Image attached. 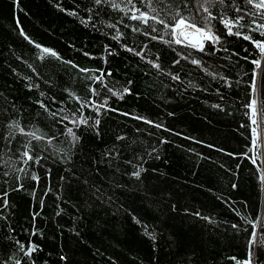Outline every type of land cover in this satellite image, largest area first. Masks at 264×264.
Segmentation results:
<instances>
[{"label":"snow or ice","instance_id":"1","mask_svg":"<svg viewBox=\"0 0 264 264\" xmlns=\"http://www.w3.org/2000/svg\"><path fill=\"white\" fill-rule=\"evenodd\" d=\"M49 3L111 43L103 45L99 56L81 50L90 61H99L96 66L81 65L65 58L54 47L34 40L16 18L14 31L34 50L29 59L23 54L15 56L30 74L10 67L29 93L25 103L17 104L0 92L4 98L0 107V264H48V258L40 256L43 249L39 243L31 238L21 240L17 235V206L11 199L12 193L26 190L34 197L36 186L42 181L46 183L39 204L43 206L44 196L51 194L57 217H61L65 204L77 214L86 211L104 219L105 223L127 216L149 242L148 264H161L155 253L165 245L171 248L178 243L168 223L173 216L182 212L183 218H196L217 231L221 227L214 216L193 211L178 199L173 202L180 194L149 186L146 161L161 159L159 146L169 142L166 136L150 129L169 133L174 130L163 120L119 106L128 96L139 98L140 95L135 91L134 79L127 75L120 79L119 70L110 63L111 58L122 54H127L126 59L131 61L130 71L155 77L165 88L179 85L208 92L215 83L214 91L220 102L211 107L225 115L231 113L225 107L224 90L243 86L246 91L241 104L247 121L239 127L249 130L244 150L228 151L202 139L186 138L230 157L247 159L264 190V0H74L71 9L59 0H49ZM11 4L15 12L22 11L20 0H11ZM234 40L241 41L243 46L237 48ZM69 47L75 49L74 44ZM193 73L207 78L209 85L188 79ZM110 114L149 127L141 129L137 125L135 134L122 124L108 128L104 121ZM165 115L172 117L176 113L167 111ZM145 133L156 137L155 142L145 145L140 138ZM86 138L104 146L86 153ZM196 155L204 158L203 153ZM57 166L63 174L57 172L58 180L53 185L50 181ZM220 167H225L222 161ZM151 172L166 175L158 168H152ZM235 177L233 172L231 189L239 187ZM73 189L77 193L75 202L69 195ZM142 211L152 212L156 223H146ZM233 211L240 222L231 223L230 230L235 235H245L246 252L243 259L235 256L230 259L235 264H264V210L254 217L234 208ZM39 215L35 209L31 211L32 229L30 232L23 229L29 237L44 235L35 227V218ZM81 218L73 216V220ZM70 231L80 236L78 225L74 224ZM97 254L102 255L99 251ZM58 259L60 264H72L63 246L59 248ZM195 259L193 252L188 264H195ZM106 264H120V261L116 256H109Z\"/></svg>","mask_w":264,"mask_h":264},{"label":"trees","instance_id":"2","mask_svg":"<svg viewBox=\"0 0 264 264\" xmlns=\"http://www.w3.org/2000/svg\"><path fill=\"white\" fill-rule=\"evenodd\" d=\"M66 8L74 7V0H59ZM22 11L15 12L11 0H0V92L14 99L17 104H24L29 93L10 71V67H16L23 74H30L21 61L15 56L24 55L29 59L34 50L31 45L24 41L16 28V18L22 27L37 42L54 47L62 56L73 59L81 65L96 66L99 61H90L81 54V50L94 53L99 56L103 53V45L111 43L104 36L83 27L78 20L59 11L49 0H20ZM75 45V49L69 47ZM233 44L240 48L242 42L234 40ZM127 54L110 59L111 65L118 69L117 76L123 79L125 75L135 81V91L139 98L128 96L119 106L128 111L139 112L152 119L163 120L173 132H162L157 129L158 135L166 136L168 143L160 145L161 159H148L146 166L149 172L146 174L149 186L178 193L174 198L181 205L191 210H199L206 215L214 216L221 224L217 231L205 222L196 218H183V213L169 219V227L175 232L178 243L169 248L163 246L160 252L155 253L161 260V264H188L195 253V264H235L230 258L235 256L243 259L246 252V240L243 233L235 235L230 230V224L240 222L233 211L243 215L254 217L264 210V190H261L253 175V166L250 161L243 157H230L206 145L197 143L186 137H195L228 151H242L246 143L245 137L249 135L248 129L240 128L242 122H246L245 109L241 102L245 98L246 89L243 86H233L230 90L225 89V107L231 115H225L212 108L211 105L218 103L219 97L214 89L215 83L211 84L208 92L194 91L190 88L177 85L165 88L155 77H148L139 72L130 71L131 61L126 59ZM31 62V60H30ZM47 72V69L43 70ZM188 79L208 86L209 80L201 78L193 73ZM180 90L177 91L176 88ZM4 104L3 96H0V107ZM25 106H27L25 104ZM167 111H174L175 116L168 117ZM105 126L115 128L122 124L131 134H135V127L148 128L140 122L118 114H110L105 118ZM183 133L177 135L176 133ZM241 132L245 135L242 136ZM145 145L153 143L156 137H149L147 133L140 137ZM108 137H105L107 140ZM104 145L92 138L84 140L86 153H92ZM192 149L193 151H189ZM196 153H203L204 158L197 157ZM225 165L220 167V162ZM240 165L239 168L236 166ZM152 168H158L164 176H157L151 172ZM231 169L232 172H229ZM62 170L54 168L50 183L56 184L57 172ZM233 172L239 187L231 189L229 184L233 179ZM45 181L36 186V195L30 196V191H20L11 194V199L16 207L15 225L17 235L21 240L34 239L42 246L40 253L42 258H48V264H60L59 248L63 251L72 264H106L109 256L118 257L120 264H148L151 248L130 219L115 217L105 223L104 219H98L86 211L77 214L70 205H62L64 212L61 217L54 214V197L49 194L44 196V205L40 206L39 200L43 195ZM211 189V191H209ZM75 202L77 193L73 189L69 194ZM217 197H222L217 199ZM67 199V197H66ZM225 200L228 203H225ZM139 204V198H136ZM39 212L35 218V227L43 232V237L36 235L29 237L23 229H32L31 211ZM74 215L82 218L73 220ZM146 223L154 225L153 213L142 211ZM78 225L80 236L77 237L70 229ZM63 227V231H61ZM245 228L248 226L245 225ZM99 251L100 254H97ZM49 253L51 255L49 256Z\"/></svg>","mask_w":264,"mask_h":264}]
</instances>
